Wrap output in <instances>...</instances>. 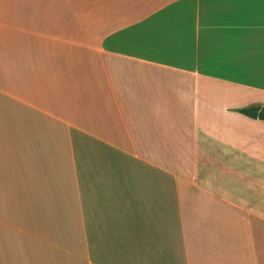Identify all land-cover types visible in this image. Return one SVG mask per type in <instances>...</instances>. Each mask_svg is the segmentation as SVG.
<instances>
[{
  "label": "crops",
  "instance_id": "obj_1",
  "mask_svg": "<svg viewBox=\"0 0 264 264\" xmlns=\"http://www.w3.org/2000/svg\"><path fill=\"white\" fill-rule=\"evenodd\" d=\"M264 0H0V264H264Z\"/></svg>",
  "mask_w": 264,
  "mask_h": 264
},
{
  "label": "trees",
  "instance_id": "obj_2",
  "mask_svg": "<svg viewBox=\"0 0 264 264\" xmlns=\"http://www.w3.org/2000/svg\"><path fill=\"white\" fill-rule=\"evenodd\" d=\"M239 113L251 119L264 121V106L262 105H250L240 109Z\"/></svg>",
  "mask_w": 264,
  "mask_h": 264
}]
</instances>
